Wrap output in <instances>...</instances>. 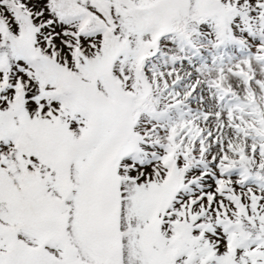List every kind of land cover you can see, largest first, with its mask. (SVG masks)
Returning a JSON list of instances; mask_svg holds the SVG:
<instances>
[{"label": "snow or ice", "instance_id": "snow-or-ice-1", "mask_svg": "<svg viewBox=\"0 0 264 264\" xmlns=\"http://www.w3.org/2000/svg\"><path fill=\"white\" fill-rule=\"evenodd\" d=\"M0 264H264V0H0Z\"/></svg>", "mask_w": 264, "mask_h": 264}]
</instances>
